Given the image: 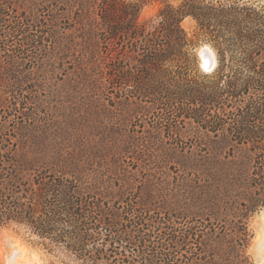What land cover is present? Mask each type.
I'll list each match as a JSON object with an SVG mask.
<instances>
[{
	"label": "rangeland",
	"instance_id": "rangeland-1",
	"mask_svg": "<svg viewBox=\"0 0 264 264\" xmlns=\"http://www.w3.org/2000/svg\"><path fill=\"white\" fill-rule=\"evenodd\" d=\"M121 1L137 0L111 1L113 27L126 26L121 18ZM252 1L264 9V0ZM101 3L32 0L33 5L26 7L27 16L43 20V29L31 31V35L43 38L42 48L27 47L21 54L20 37L9 39L5 46L0 42V131L35 136L45 147L76 158L92 188L110 204L122 195L140 196L146 208H139L147 212L124 210L123 220L142 219L144 232L160 244L156 248L147 244L149 249L139 250L136 235L130 233L134 244L129 246L132 252L125 253L129 258L122 262L117 255L109 264H145L143 256L164 253L162 245L170 246L166 253L172 259L167 264H228L220 258L224 251L219 246L213 245V252L209 251L205 228L209 220L230 229L231 222L236 221L233 213L242 212L250 204L244 180L251 173L250 159L255 150L250 144L226 143L225 137L264 135V121L242 125L228 118L219 124L215 115L221 112L216 109L210 112L214 118L202 121L176 118L174 112H168L166 103L141 102L132 96L129 92L137 88L120 82H124L121 78L129 66L138 62L130 59L124 42L117 44L118 37L109 46L105 68L104 50L94 34ZM162 6L157 1L143 3L138 24L150 31ZM181 27L195 44L191 50L195 69L189 76L204 81L216 78L200 65L202 47L209 46L216 57L205 34L190 17L181 22ZM9 45L10 49H5ZM166 213L178 218L164 217ZM150 221L155 224L147 225ZM245 222L248 263L264 264V259L256 262L253 248L264 224V208L249 212ZM188 226L194 227L199 237L186 245H172L165 236L169 227L173 230L170 236H181ZM2 230L13 233L43 264H80L65 251L51 250L35 237L11 228H0V259L5 254ZM205 252L212 253L206 261Z\"/></svg>",
	"mask_w": 264,
	"mask_h": 264
},
{
	"label": "trees",
	"instance_id": "trees-1",
	"mask_svg": "<svg viewBox=\"0 0 264 264\" xmlns=\"http://www.w3.org/2000/svg\"><path fill=\"white\" fill-rule=\"evenodd\" d=\"M111 1L102 0L100 22L94 34L104 50L106 69L109 46L116 37L117 44L124 42L130 59L137 60L138 65H130L122 75L124 82H120L137 88L129 92L132 96L141 102L166 103L168 112H174L176 118L202 121L216 109L221 112L215 115L219 124L228 118L242 125L264 121V9L259 2L121 1V18L126 26L113 27L109 15ZM149 1L163 6L157 22L146 31L145 26L138 24L137 16L142 4ZM173 1H177V5ZM29 5H33L32 0H0V42L5 46L9 39L20 37L21 54L27 47L42 48L43 38L31 35V31L43 29V20L26 15ZM187 17L197 23L216 51L217 66L211 72L216 76L214 79L204 81L189 76L195 69L191 54L195 44L181 27ZM47 36L53 37L49 33ZM225 138L226 143L250 144L255 150L250 159L251 173L244 180L250 191V204H244L242 212L233 213L236 221L231 222L230 229L223 223L207 220L205 244L211 252L213 245L219 246L224 251L220 258L228 264H249L245 256L248 237L245 218L249 212L264 208V135ZM144 206L140 196L131 194L122 195L110 204L92 188L76 158L45 147L35 136L0 131V228L35 237L44 247L65 251L80 264H109L117 255L125 262L129 258L125 253L132 252L129 246L134 244L128 236L130 233L136 235L135 246L139 250L160 244H155L152 241L155 238L144 232L146 225L142 219L123 220L124 210L134 212ZM144 208L141 212L145 213ZM164 217L178 218L168 213ZM153 224L155 222L150 221L147 225ZM187 229L181 236H170L173 230L169 227L167 232H170L165 236L172 245L183 246L199 237L194 227ZM161 248L164 253L143 256L145 264L169 263L172 258L166 251L170 246ZM211 255L205 252V261Z\"/></svg>",
	"mask_w": 264,
	"mask_h": 264
},
{
	"label": "bare ground",
	"instance_id": "bare-ground-1",
	"mask_svg": "<svg viewBox=\"0 0 264 264\" xmlns=\"http://www.w3.org/2000/svg\"><path fill=\"white\" fill-rule=\"evenodd\" d=\"M204 56L206 59H204ZM201 68L206 73H211L207 69L208 60L214 59V52L209 46L202 47L199 52ZM3 234V235H2ZM4 238L5 254L0 259V264H43L36 253H30L25 245L10 231L2 230ZM254 244V253L259 261L264 259V224L260 226Z\"/></svg>",
	"mask_w": 264,
	"mask_h": 264
},
{
	"label": "water",
	"instance_id": "water-1",
	"mask_svg": "<svg viewBox=\"0 0 264 264\" xmlns=\"http://www.w3.org/2000/svg\"><path fill=\"white\" fill-rule=\"evenodd\" d=\"M204 59H206V57L204 56ZM217 66V60L214 54V59H210L208 60V64H207V69L210 70L211 72H213L215 70ZM259 259H256V262L258 263Z\"/></svg>",
	"mask_w": 264,
	"mask_h": 264
}]
</instances>
